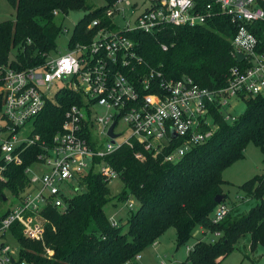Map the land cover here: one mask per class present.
<instances>
[{"label": "built area", "instance_id": "built-area-1", "mask_svg": "<svg viewBox=\"0 0 264 264\" xmlns=\"http://www.w3.org/2000/svg\"><path fill=\"white\" fill-rule=\"evenodd\" d=\"M142 2L114 0L104 10L110 22L93 19L87 25L93 29L90 38L63 53L42 52L37 64L24 69L11 67L10 62L0 65V180H6L2 172L8 164H21L25 147H40L35 161L24 170L26 184L12 194L7 207L0 208V264H35L20 257L11 228L16 224L25 238L42 241L47 222L43 211L49 206L65 210L74 195L69 194L84 186L82 178L90 171L107 183L119 177L105 156L123 145L137 144L138 160L149 152L164 162H177L213 136L218 128L216 112L227 122L239 115L228 112L232 98L264 96V0H147L138 11ZM58 12L53 10L54 15ZM116 14L122 16V25L114 22ZM216 17L234 26L229 41L235 63L228 68L223 86H202L189 76L172 79L144 67L128 36L133 30L154 34L164 26L204 25ZM161 48L168 45L162 43ZM53 86L58 87L55 92ZM63 89L75 91L80 99L65 110L60 129L46 142L33 132L31 122ZM119 121L128 131L116 130ZM113 122L116 135L111 137L108 128ZM216 205L211 214L214 222L230 211L224 202ZM128 206L131 209L132 204ZM190 248L187 245L186 251ZM46 252L53 254L50 249Z\"/></svg>", "mask_w": 264, "mask_h": 264}, {"label": "trees", "instance_id": "trees-1", "mask_svg": "<svg viewBox=\"0 0 264 264\" xmlns=\"http://www.w3.org/2000/svg\"><path fill=\"white\" fill-rule=\"evenodd\" d=\"M14 10V17L0 21V65L10 62L16 69L33 66L40 53L55 50V39L61 28L54 24L53 10L67 14L70 10L87 9L68 40L71 46L86 41L93 33L87 25L95 18L103 24L110 22L104 10L114 0L90 9L86 0H6ZM234 26L224 17H216L207 24L164 26L159 33L129 31L136 51L146 67L156 68L165 76L179 79L191 77L202 86L225 85L228 68L235 63L230 55L229 37ZM162 43L168 45L166 50ZM13 57L10 59V54ZM1 83V81H0ZM80 95L63 89L47 100L43 110L31 122L34 133L50 142L60 129L65 110L77 103ZM2 95L0 94V109ZM245 110L233 121H225L219 111L214 114L218 128L213 136L181 156L177 162L163 161L144 153V160L134 157L140 149L123 145L104 157L115 168L124 189L117 195L124 201L128 194L139 202L124 223L113 225L104 212L111 199L107 182L95 171L82 178V186L70 199L65 210L47 207L43 211L47 222L43 240L25 238L16 224L11 231L20 246V257L35 264H137L136 255L154 243L167 228L174 227L177 246L191 239L197 226L203 233H218L212 241L199 238L187 252L188 264H220L236 243L245 235L250 247L264 246V172L247 179L238 187L259 200L248 212L230 209L214 222L211 214L217 206L215 195L227 194L222 188L223 170L244 158L246 145L252 142L264 149V96H249ZM40 147H25L20 153L21 164H8L0 180V208L7 193L17 194L26 184L27 166L32 165ZM219 203V202H218ZM127 225L123 230V226ZM46 249L53 251L48 255Z\"/></svg>", "mask_w": 264, "mask_h": 264}, {"label": "rangeland", "instance_id": "rangeland-1", "mask_svg": "<svg viewBox=\"0 0 264 264\" xmlns=\"http://www.w3.org/2000/svg\"><path fill=\"white\" fill-rule=\"evenodd\" d=\"M132 2L136 0H131ZM143 1V2H142ZM142 4L139 6L138 11L142 10L147 4V0H141ZM106 4L105 0H86V5L90 9L101 7ZM89 10L79 9L70 10L67 14L58 12L54 15L53 22L55 25L61 28L59 36L55 39V50L52 54L63 53L67 50L68 40L71 37L76 23L82 19ZM126 16L129 17V11L125 10ZM14 17L13 8L7 3L6 0H0V21L11 19ZM114 22L119 25L123 24V19L120 14L113 16ZM13 57V53L10 54V59ZM64 82H62V85ZM58 87L53 86L52 92H55ZM232 109H229L232 114H241L245 110V101L236 98L231 100ZM99 113H103L104 109H99ZM122 121L118 122L116 130H126ZM128 131V130H126ZM106 139L103 138V141ZM244 158L234 161L230 166L226 167L222 172V178L224 183L222 188L227 194L225 200L226 204L230 209H234L236 212L245 213L248 212L253 206L257 205L258 199L251 195H246L238 186L256 175L263 174L264 172V149H260L255 146L252 142L246 145L243 152ZM111 199L105 204L104 212L110 219H114L119 223L127 221L131 211L134 212L139 202L133 195L128 194V198L124 201H118L117 195L123 191L124 185L120 177L114 178L107 184ZM81 190V189H80ZM76 192L72 191L69 195H73ZM7 199V200H6ZM4 200L6 202L1 205L4 209L8 206L9 201L12 200V194L7 193ZM131 203L132 207L129 208L128 204ZM131 210V211H130ZM127 225L123 226L125 230ZM211 241L216 238L214 233L206 232L203 233V228L197 226L191 236V239L184 243L182 246H177L175 238L174 227H169L166 231L160 235L157 240L150 246L145 248L142 252L137 254L143 256L142 264H160L161 261H165L168 264H188L186 254V246H192L199 238ZM11 243L15 245V242L11 240ZM139 259V257H138ZM138 259H136L137 264ZM220 264H264V246L258 244L254 248L250 247V238L245 235L237 243L236 247L232 249L230 254L224 258Z\"/></svg>", "mask_w": 264, "mask_h": 264}, {"label": "water", "instance_id": "water-1", "mask_svg": "<svg viewBox=\"0 0 264 264\" xmlns=\"http://www.w3.org/2000/svg\"><path fill=\"white\" fill-rule=\"evenodd\" d=\"M240 57V56H239ZM241 58V57H240ZM115 122H113L109 128H108V135L111 137H114L116 134L113 133V126H114ZM223 199V195L222 194H218L215 195L214 201H216L217 203L220 202Z\"/></svg>", "mask_w": 264, "mask_h": 264}, {"label": "crops", "instance_id": "crops-1", "mask_svg": "<svg viewBox=\"0 0 264 264\" xmlns=\"http://www.w3.org/2000/svg\"><path fill=\"white\" fill-rule=\"evenodd\" d=\"M154 244H155V243H154ZM190 247H191V246H190ZM186 254H187V251H186ZM142 260H143V256L140 255V256H139V259H138V262H139L138 264H142V262H141ZM143 264H144V263H143ZM157 264H158V263H157Z\"/></svg>", "mask_w": 264, "mask_h": 264}]
</instances>
